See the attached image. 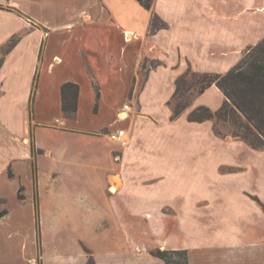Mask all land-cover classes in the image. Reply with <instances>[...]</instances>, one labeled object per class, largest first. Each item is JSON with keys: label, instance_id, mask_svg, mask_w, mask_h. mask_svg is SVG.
Returning a JSON list of instances; mask_svg holds the SVG:
<instances>
[{"label": "crops", "instance_id": "obj_1", "mask_svg": "<svg viewBox=\"0 0 264 264\" xmlns=\"http://www.w3.org/2000/svg\"><path fill=\"white\" fill-rule=\"evenodd\" d=\"M154 14L165 27L151 31ZM13 39L0 67V264H165L155 250H186L188 264H264L261 201L235 189L250 204L236 213L234 199L217 202L224 189H188L178 176L204 151L140 146L136 132L179 124L264 149L188 120L222 106L215 84L176 118L170 104L181 75L225 74L264 40V0H154L150 10L135 0H0V55ZM118 130L124 147L110 138ZM184 232L193 250L177 240Z\"/></svg>", "mask_w": 264, "mask_h": 264}, {"label": "trees", "instance_id": "obj_2", "mask_svg": "<svg viewBox=\"0 0 264 264\" xmlns=\"http://www.w3.org/2000/svg\"><path fill=\"white\" fill-rule=\"evenodd\" d=\"M135 1L146 10H150L154 0ZM163 27H165L163 21L156 14L152 15L151 31ZM15 41L13 39L1 49L0 67ZM213 84L225 96L222 106L215 112L204 106L197 107L188 115V120L190 122L213 120L215 134H220L216 129L218 123L229 124L230 134L233 137L245 142L252 149L264 148V40L248 48L241 61L225 74L187 71L181 75L176 80V89L170 100L172 118L181 115L189 107L192 97L203 93ZM71 87L74 86H64L63 93ZM254 199L259 202L257 198ZM260 205L264 210V204L260 203ZM4 213L1 212L0 217ZM152 255L165 264H188L186 250H155ZM87 264H94L92 257H89Z\"/></svg>", "mask_w": 264, "mask_h": 264}, {"label": "rangeland", "instance_id": "obj_3", "mask_svg": "<svg viewBox=\"0 0 264 264\" xmlns=\"http://www.w3.org/2000/svg\"><path fill=\"white\" fill-rule=\"evenodd\" d=\"M147 99H149V95L147 96ZM116 102H120V100H116ZM120 125L124 126V124H119L116 126V128ZM228 125L229 124L224 125L218 123L216 125V129L219 130L221 138L232 140L231 137L233 136L230 134V127ZM129 132L131 133V130ZM136 132L138 134L137 136L139 137L138 142L140 146L141 144H143L141 140H143L144 142H151L152 140L155 146H160L162 145L158 140L160 139L166 143L167 149L178 150L181 142H186L184 143V146L188 150L194 152H198V150L200 152L204 151L203 160L198 165V167H195L193 171H190L188 169L186 173L182 172L181 175L178 176L179 179L182 178V181L187 183L188 189L196 191L195 188L191 189V185H193V187L202 185L203 189H205L204 193H209L211 192V190L215 189L219 191V188L221 190L224 189L226 192L225 195L218 197L217 202L219 200L226 205L224 199H234L232 200V203H234L232 211L233 209H235L236 213H247L250 210V204L241 206L239 204L240 197L237 194H233L235 189L246 191L248 194L252 195V198L254 200L252 202L256 201L254 199V197H256L258 200L264 203V149L261 151L250 150L239 142L232 145L226 143L217 144L215 143L216 141L211 140L210 136L206 132L198 131L195 129L190 130V128H186L179 124L174 127L172 126L168 128H166V126H162L161 129H152L147 127L144 128L139 126ZM165 133H168L169 136L172 135L175 138L165 140L164 138H162L163 136H160ZM191 134H193L191 140L189 138L187 141H181V137H188ZM198 145H202V147L200 148L198 147ZM117 158L119 159L118 156L115 159ZM218 164H230L234 166L236 165L237 169L242 168L243 170H239L234 174L218 175L215 168V166ZM221 169L223 172L229 170H227L226 168ZM221 192V194L224 193L223 190ZM218 195H220V193H218ZM237 206H240L241 208ZM227 209L228 207H224L225 211L223 212H226ZM252 211L253 210H251V213L255 214V212ZM177 240H181L182 244L187 247H192V250L194 249L193 246H197L198 244V241L194 237L186 235L185 232L183 233L182 237L180 239L177 238ZM158 242L159 241L155 239L151 241L148 240L147 245L154 246L155 244H158ZM195 255L196 254H194V256Z\"/></svg>", "mask_w": 264, "mask_h": 264}, {"label": "built area", "instance_id": "obj_4", "mask_svg": "<svg viewBox=\"0 0 264 264\" xmlns=\"http://www.w3.org/2000/svg\"><path fill=\"white\" fill-rule=\"evenodd\" d=\"M130 109V106L128 104L123 105L121 111L118 113V115L121 117L125 114L126 111ZM125 135L124 130H118L117 132L113 133L110 135V138L113 141H116L117 143L120 144V146H125L126 145V140H123V136ZM118 159V158H117Z\"/></svg>", "mask_w": 264, "mask_h": 264}, {"label": "bare ground", "instance_id": "obj_5", "mask_svg": "<svg viewBox=\"0 0 264 264\" xmlns=\"http://www.w3.org/2000/svg\"><path fill=\"white\" fill-rule=\"evenodd\" d=\"M128 41L132 38V34L130 32L127 33ZM122 118H126V115L124 114ZM123 140H126V135L123 136Z\"/></svg>", "mask_w": 264, "mask_h": 264}]
</instances>
